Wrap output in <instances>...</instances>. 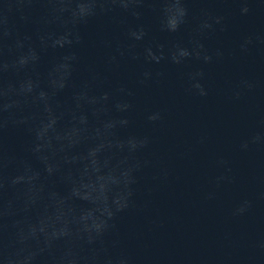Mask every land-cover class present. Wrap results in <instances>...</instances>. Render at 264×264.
I'll return each mask as SVG.
<instances>
[{
	"label": "clouds",
	"instance_id": "1",
	"mask_svg": "<svg viewBox=\"0 0 264 264\" xmlns=\"http://www.w3.org/2000/svg\"><path fill=\"white\" fill-rule=\"evenodd\" d=\"M191 2L0 0V133L9 127L26 128L32 137L26 151L39 163L34 167L28 160H15L0 142V264H138L118 226L121 214L147 207L138 199L139 185L155 166L149 158L153 138L132 130L136 89L162 82L166 73L157 66H206L225 57L222 47L210 48L207 41L228 30L227 16L206 8L194 16ZM221 2L235 4L241 17L264 7L262 0ZM38 5L44 12L35 39L21 35L17 19L32 22ZM146 9L155 13L157 30L172 39L150 37L151 29L142 22ZM113 13L136 23L121 19L122 38L104 36L99 41L105 50L103 70L89 65L76 82L81 69L78 48L84 42L80 26ZM258 44L264 45V34L249 32L240 37L237 48L248 54ZM57 50L61 54L41 71L43 56ZM131 64L139 68L131 82L111 80ZM184 78L188 94L208 96L204 67L184 73ZM255 87L254 81L241 79L233 99ZM66 90L70 94L61 99ZM142 118L145 126H155L163 122L164 113L146 110ZM252 146L264 148V132L239 144L241 151ZM217 163L227 166L228 161L220 158ZM13 166L14 173H9ZM167 175V170L157 171L151 179ZM227 179L218 176L217 187ZM56 183L66 191H58ZM213 197L209 193L207 199ZM252 207L245 199L232 215L243 216ZM259 247L264 250V244Z\"/></svg>",
	"mask_w": 264,
	"mask_h": 264
}]
</instances>
